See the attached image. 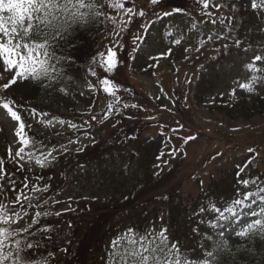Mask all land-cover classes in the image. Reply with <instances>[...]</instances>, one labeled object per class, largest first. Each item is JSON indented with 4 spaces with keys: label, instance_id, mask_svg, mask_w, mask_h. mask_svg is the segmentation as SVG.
Returning <instances> with one entry per match:
<instances>
[{
    "label": "rangeland",
    "instance_id": "374dc122",
    "mask_svg": "<svg viewBox=\"0 0 264 264\" xmlns=\"http://www.w3.org/2000/svg\"><path fill=\"white\" fill-rule=\"evenodd\" d=\"M133 4L137 10L143 9L149 15L144 19L135 18L130 25V32L123 34L127 51L123 47L120 49V58L124 63L114 76L115 82L122 89L117 93L121 102L129 105L136 103V108H121V114L113 115L107 121H100L99 117L107 110V105L113 102V98L99 87L95 90L88 89L85 79L97 84L96 78H91L90 75L79 82L74 81L73 71L69 67L65 75L71 79L60 81L56 90L50 94L44 93L39 98H24L27 91L25 87L31 85L30 81L25 82L24 91L20 89V93H12L21 97L14 103V110L19 111L26 125H31V129H25L29 136L49 146H58L70 138L75 139L73 130L67 124L61 126L58 123L46 127L38 122V117L33 119L23 108L46 112L49 114L47 118L55 116L80 123L81 119H87L82 114L91 107L92 114L98 117L91 129L96 143L81 141L88 145L83 152L90 155L87 160L80 163L75 161L74 164L61 168V161L74 158L73 154L78 155L76 145L73 144L70 146L71 154L56 153L59 158L48 169L34 167V172L45 178L41 184L51 185L45 196L61 201L49 210L56 212L69 206L74 209L64 212L58 218L51 216L46 221L54 223L53 227H59L61 237L79 241L81 257L77 264H101V257L105 256L111 240L129 227L141 233L145 229L155 227L159 230L165 227L169 230L170 240L180 241L185 250L196 249L201 241L193 234L192 229L198 226L199 219H212V216L196 217L193 213L199 207L206 206L209 201H215L220 206V201H230L235 197L238 166L252 160L246 173L241 175L247 174L264 180V82L256 86L254 94L238 88L239 83L246 82L251 76L245 65L252 62L255 54H259L257 42L251 43L253 51L246 52L244 48L247 44L237 49L230 41H226L230 45L229 49L225 52L221 47V54L215 60L211 57L217 56L214 49L221 46L219 42H208L199 52L192 50L185 53V48L200 47L198 41L206 39L213 29L211 23L202 22L205 18L199 15L201 5L194 0H166L163 8H156L150 0H132L127 6L132 7ZM174 7L185 9L187 14L176 13L152 26L147 42L133 53L134 60L129 59L132 36L137 33L139 24L155 19L151 15L153 10L170 11ZM208 11L216 10L210 8ZM107 12L117 15L112 10ZM192 18L197 22L196 29H191ZM106 28L111 30L112 25L98 23L92 36L87 39L83 37L82 41L89 45L90 50L80 48L72 51L77 59L76 63L81 65L80 69H86L85 65L90 57L98 50L104 51L109 44L110 37L105 35ZM216 29L222 30L219 25ZM169 31L172 33L170 36L167 35ZM182 35L185 39L181 45H174L172 41ZM77 37H82V34H77L75 38ZM169 48L172 49L171 55L161 57L160 54L166 53ZM185 56L188 58L185 59ZM151 57H157V60L153 62ZM257 66L264 68V63L257 62ZM22 83L16 85H23ZM61 87L67 88V94L58 91ZM234 88L235 95H230ZM123 89L128 91L124 92ZM81 92L84 95H80ZM0 96L8 98L9 94L6 92ZM17 126L18 122L13 121L7 115V110L0 107V152L5 159L8 145H12L14 150L19 146L14 135ZM173 129L177 131L174 132ZM189 136H195L196 139L185 144L182 138ZM134 139L137 142L131 145ZM148 145L151 147L148 148ZM173 148L179 149V152L168 155ZM250 148L254 150L253 153H249ZM161 152L165 155L158 161L157 157ZM157 163L162 165L161 169L155 167ZM142 165H147L146 170ZM48 172L53 174L51 179L46 177ZM166 174L165 181L155 185ZM132 177L136 178L133 182L136 184L134 190L149 185L157 189L160 196H169L174 201L170 219L165 218L162 205L149 196L141 203L134 202L126 210V216L111 212L113 216L107 220L111 229L107 228L99 242H94L92 238H96L98 234L100 224L96 223L101 221L98 218L105 208L103 206L116 211L123 198L116 191ZM240 190L246 191L243 188ZM247 190L256 191V188L250 187ZM6 195L9 200L14 198L10 190ZM88 203L97 206L90 210L86 207L89 206ZM69 222L71 228L67 226ZM199 228L201 232L211 234V230L204 225H199ZM247 242L249 240L246 238L229 237V243L234 245L242 246ZM207 243L210 246V242ZM89 244L92 246L90 249ZM48 247L55 253L50 264H73L78 260L74 258L72 250L65 254L61 248L56 250L51 245ZM78 247L75 251L80 252ZM246 251L238 253V259L246 260ZM193 258H196L195 254Z\"/></svg>",
    "mask_w": 264,
    "mask_h": 264
},
{
    "label": "snow or ice",
    "instance_id": "6c2138e0",
    "mask_svg": "<svg viewBox=\"0 0 264 264\" xmlns=\"http://www.w3.org/2000/svg\"><path fill=\"white\" fill-rule=\"evenodd\" d=\"M150 2L156 8H163L166 0ZM194 2L201 5L199 15L205 18L202 22L211 23L213 29L207 34L206 39L198 41L200 47L185 48V53L192 50L199 52L208 42L213 44L219 42L221 46L214 49L217 56L211 57L215 60L221 54V47L225 52L229 49L230 45L226 41H230L237 49L247 43L244 51L254 50L246 37L242 39L238 35L243 20L238 19L236 14L240 11L238 5H241L243 0H194ZM130 3L132 0H0V94L8 92L19 82H35L47 90L60 81L71 79L65 72L76 61L66 48L72 45L77 30L96 22L112 25L111 30L106 28L105 35L110 37V41L105 50H98L85 65L86 75L97 80V84H93L85 79L86 87L91 90L99 87L113 98V102L107 105V110L101 114L99 120L107 121L113 115L121 114V108H136L138 106L136 103L129 105L121 102L117 93L122 89L115 82L114 76L124 63L120 58V49L123 47L127 51L123 34L130 32V25L134 23L135 18L144 19L149 15L143 9L137 10L134 4L128 7ZM210 8L216 11H208ZM105 9L112 10L117 15H112ZM221 9H225L228 14L216 15ZM250 10L257 13L258 20L264 21V0H250ZM182 12L187 14L181 7H174L170 11L153 10L151 15L155 19L140 23L137 33L132 36L129 59L134 60L133 53L147 42L152 26ZM192 20L191 29H196L197 22L195 18ZM217 25L222 30H217ZM251 31L248 29L249 34ZM259 34L264 35V28L259 30ZM167 35L170 36L172 33L169 31ZM184 39L182 35L172 43L181 45ZM257 46L259 54H255L252 62L245 65L251 76L246 82L238 84L239 89L246 90L249 94H254L256 86L264 82V68L257 66V62L264 63V40L257 41ZM171 53L172 49L169 48L160 56H170ZM187 58L185 56V59ZM150 59L155 62L157 57ZM58 91L67 94L66 87H61ZM235 92L234 88L230 95H235ZM80 95L84 93L81 92ZM0 107L7 110V115L13 121L18 122L14 135L19 145L15 150L12 145H8L7 158L0 157V264H50L55 253L48 246L59 248L57 241L71 244V240L66 236L61 237L59 227L48 225L46 220L51 216L58 218L64 212L74 209L69 206L61 211L49 210L61 201L45 196L51 185L41 184L45 178L43 175H37L34 167L48 169L58 160L56 153L71 154L70 146L73 144L76 145L77 153L84 152L88 145L81 143L82 140L95 144L91 129L98 117L92 114L90 107L82 114L86 115L87 119L73 123L55 116L47 118L48 113L38 112L35 108L16 106L23 108V111L33 119L38 117V122L46 127L58 123L61 126L67 124L73 130L75 139L70 138L58 146H49L29 136L25 129L26 127L31 129V125H26L19 111L14 110L13 100L0 96ZM182 139L187 144L196 137ZM248 151L254 152L251 148ZM177 152L179 149L173 148L168 155H175ZM164 155L165 153L161 152L157 160H161ZM252 162L249 160L243 166H238L234 198L230 201H220V206H217L215 201H209L206 206L199 207L198 211L193 213L196 217L212 216V219H199L198 226L192 229L193 234L201 241L196 249L185 250L180 241L170 240L169 230L165 227L159 230L155 227L145 229L143 233L129 227L111 240L105 256L101 257V264H227L228 259L235 264V254L229 245V237L246 238L250 241L256 238L264 240V180L260 177L252 178L247 174L241 175L246 173L248 165ZM164 163L167 164V161ZM155 167L161 169L162 165L157 163ZM250 187H255L256 191L247 190ZM241 188L246 191H241ZM9 190L14 194V198L10 200L6 195ZM199 225L209 228L211 234L201 232ZM67 226L72 227L70 222ZM207 242H210V246ZM60 250L68 252L67 248ZM193 254L196 258H193Z\"/></svg>",
    "mask_w": 264,
    "mask_h": 264
},
{
    "label": "trees",
    "instance_id": "16d2710c",
    "mask_svg": "<svg viewBox=\"0 0 264 264\" xmlns=\"http://www.w3.org/2000/svg\"><path fill=\"white\" fill-rule=\"evenodd\" d=\"M244 5H248V6L245 7ZM238 6L240 7V11L236 14V16L238 19L243 20V25L239 29L238 35L242 39H245V37H246L247 42H250V43H255L259 40H264V35L259 34V30L264 28V21L258 20L257 19V13L250 10V0H243V3L241 5H238ZM107 10H109V9H105V11H107ZM221 13L228 14L225 9H221L219 15ZM96 26H98V23L93 22L92 24L88 25L86 28L77 30L75 36L77 34H82V37L75 38V36H74V38L72 40V45L68 46L66 48V51L72 55V57L75 59V61H77V59L73 55L74 53L72 51L76 50V49H80V48H84V49H86V51L90 50L89 45L87 43L83 42L82 40H83V37H86V39H87L88 36H92V34L95 33ZM248 29L252 30L251 34L248 33ZM58 54H59V50H58ZM79 66L81 67L80 63H75L69 67L73 71L74 81H78V82L89 76V75H86V69H84V68L80 69ZM20 83L21 82H19V84ZM22 84L23 85H16V86H14V89L11 88L10 91H8V94H9L8 98L13 100L14 103L18 102L19 99H21V97L19 95L14 96V95H12V93H14V92L20 93L21 90L24 91V85H26V84H25V82H23ZM58 85H59V82L54 84L52 86V88L46 90L43 87H41L38 83L31 82V85L25 87L27 91H25L26 94L24 95V98H31L34 96L39 98V97L43 96L44 93L50 94L51 92L56 90ZM34 93H37V95H34ZM136 142L137 141L134 139L133 141H131L130 144L135 145ZM149 147H151V145H148V148ZM73 156H74V158L72 157V158H70V160L61 161V163H60L62 165L61 168L68 167L69 166L68 164H71V163L74 164L75 161H78V163H80L84 160H87L90 157L89 154H85L83 152L78 153V155L73 154ZM0 157H2L1 152H0ZM144 157H146V156H144ZM142 166H143L144 170H146L147 165H142ZM167 175L168 174H166L163 178H160V179L158 178L159 180H158V182H156L155 185H157L158 183L161 184L163 181H165V178ZM50 176L53 177V174H51L49 172L46 173V177H50ZM135 179L136 178H133V177L127 179L128 183L123 184L122 187L116 191V193L118 192V193H121V195H123L121 202H119L117 205L116 211L113 212L112 208H110L108 206H103L105 208L103 209L102 214L100 213V217L98 218V220L101 219V221L96 223V224H100L98 227V234H96V238H92L94 242H99L101 235L103 236V234H105V232L107 231V228L111 229V225L108 227V223H107V220L113 216V215H111V212H112V214L115 212L120 213L122 217L126 216L128 214V211H126V210H129L130 207L134 204V202L139 201V203H141L142 200H145L149 196L156 199V203H160L162 205V209H165V213H166L165 218L167 220L170 219L169 214L172 212V206L171 205H172V203H174V201L171 200V198H169V196H166V195L160 196V194L157 193V189L155 190V189H153L154 187H150L149 185H147V186L143 185L142 188H136V190H134L133 187L136 184H133V182ZM163 196H166L167 199L162 198ZM167 201H169V202H167ZM139 203H137V204H139ZM84 204H83V207L85 208ZM88 205L89 206H86V207L90 208V210H94L95 206H97V205H94L91 203H88ZM125 211H126V213H124ZM116 214H114V215H116ZM46 223L53 227L54 223L50 224V222H47V221H46ZM168 223H169V221L167 222V226L169 227ZM95 226H97V225H95ZM68 239H70V238H68ZM70 240H71V244L60 243L59 241H57V244L60 243L59 248H67L68 250L74 251V254H75L74 258L78 259V260H77V262H74L73 264H77L78 262H80L81 244L79 245V241H77V240H72V239H70ZM256 240L257 241L252 240L253 242H251L249 240V243L247 242L246 245H242V246L229 243V245L232 247L233 252L235 254V264H264V240H261L259 238H256ZM78 245H79V247H78ZM88 246H89L88 249L92 248V246L90 244ZM77 247H78V250H80V252L75 251V250H77ZM59 248H56V250H58ZM243 250H247L246 251V254H247L246 260H240V259H238V256H237L238 253H240ZM65 254H67V253H65ZM227 264H233V261L231 259H228Z\"/></svg>",
    "mask_w": 264,
    "mask_h": 264
}]
</instances>
